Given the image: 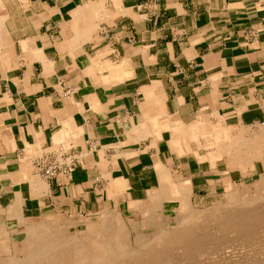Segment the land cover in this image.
I'll use <instances>...</instances> for the list:
<instances>
[{
    "label": "crops",
    "instance_id": "obj_1",
    "mask_svg": "<svg viewBox=\"0 0 264 264\" xmlns=\"http://www.w3.org/2000/svg\"><path fill=\"white\" fill-rule=\"evenodd\" d=\"M219 127H264V0H0V226L157 211L184 185L192 204L264 172L215 156ZM60 146L74 173L37 176Z\"/></svg>",
    "mask_w": 264,
    "mask_h": 264
},
{
    "label": "rangeland",
    "instance_id": "obj_2",
    "mask_svg": "<svg viewBox=\"0 0 264 264\" xmlns=\"http://www.w3.org/2000/svg\"><path fill=\"white\" fill-rule=\"evenodd\" d=\"M214 133H215V140L217 143H215L214 147L211 145V150L214 148V150L217 151V153H215V156H219L220 154H224L221 151L223 149L219 150V148H222L223 146H225V144H227L231 140H233V143L240 142V140L246 141L248 143H255L260 138L263 139L264 138V127H261L259 129H256V130H253V129L251 130L250 128H243V129L231 128V129H228V128L219 127L217 129H215ZM230 136H231V138H229ZM252 138H254L255 140H253ZM233 153H235V148L233 149ZM261 159L264 160V157H261ZM261 159L260 158L254 159L253 163H257V162L261 163L263 165V168H264V162ZM231 162H232V168L233 169L240 167V166H238V163L236 161H231ZM249 170H250V168H249ZM243 174L249 175L250 172H244ZM238 178H235V183H233V184L228 182L231 186V189L229 190L230 192L232 191L231 193L229 191H226L227 190L226 188L229 187L228 183H226L225 186L222 183H220V184L217 183V185L215 184V186H216L215 188H213V186L211 185V198L209 200H206V201L193 202L192 206H193V210L195 212L193 211V212H190L189 214L187 213V211L184 214H182L181 210H180L179 203L173 202L172 204L168 203L164 209L160 208L157 211H154L155 209H153V211H152L153 206L145 204L143 206L144 212H140V214H136V212H135L134 215L128 214L124 210H122V211H105V212H101L95 216L84 217V218L70 219V218H64V217H55V218L45 217V218H40V219L34 220V221H32V223L44 222L46 220V221L52 222L54 224H57L59 227H62V228H65V227L67 228L69 225V231L74 236L77 233L78 234L79 233H85L90 226H94V227L95 226H98V227L104 226L103 223H105V220L108 217H111L110 219L112 221H114L116 228H122L123 229V233L127 237V244L129 246V249H132L131 252H133L135 254L133 256H132V254H130L129 256H126V258L124 257L123 258L124 260L119 261V263H117V264H127L129 261H130L129 262L130 264H135L136 262H137V264H145L142 262H144L145 260L148 259V256H147L148 252L147 251L149 250V248L151 250L158 251L157 253H159V254L164 252L160 256V258H158V259H162L163 264L165 263V260H166L165 264H170L173 261H174V263H172V264H264V238H263L264 235H262L264 232V225L260 226V228H259L260 230H258V233H259L258 235L261 237L257 236V238H256L257 240L254 241L255 243L253 241H250L249 243L248 242L247 243H240L239 242L240 240L237 238V236H234L235 233L233 234L232 232H228L227 230H226V232L219 230L221 228L218 226V222H219L218 220L223 219L224 216L227 213L229 214V211L231 212L232 209H238L236 207H251L252 208L256 205L263 204L261 202H264V199H263L264 198V189H263V187H261V182H260L261 178H264V172H261L260 174L254 173V175H252V176L249 175V177L245 178L244 180H242L240 178V176ZM260 198L263 200L262 201L259 200ZM257 200H259L260 202ZM240 201L244 202L242 204V206H239V205H241ZM246 202H248V203L246 204ZM216 210H217V212H216ZM109 212L111 213V215ZM146 212H151V213H146ZM196 213H198V214H196ZM101 215H102V217H101ZM151 218H152V222L149 223ZM206 218H207V220H206ZM154 220L157 222L156 224H155ZM64 224H66V225H64ZM116 224H118V225H116ZM186 229H194V230H192V232H194V234L196 232V235H197V233H199L198 235H201L200 238L202 239V243L200 244V247L199 246H197V248L194 247L196 245L194 243L191 244L192 240L189 242L185 241V239H184L185 235H189V233H190L189 231H188L189 233L188 232L186 233ZM26 230H27V228L21 232L19 231L18 233H16V232H12L10 229L5 228L4 226H0V260H4L3 258L7 259L10 256V254H14V252H16V251H17L19 256H21L23 254L24 248H25L24 247L25 246V244H24L25 238L27 237V231ZM176 232H177V234L174 235V233H176ZM222 232H224V233H222ZM138 233H139V235H138ZM225 233H227L228 235ZM133 234H134V236H133ZM232 234H233V236H232ZM211 236L214 238H211ZM146 237H147V239H146ZM225 237L228 239H226ZM224 238L226 241L224 240ZM138 239L140 241H138ZM210 239L213 242H217V243H219L218 241L221 240L220 243L222 245L225 244V246H223V248H222V251L216 252L215 251L216 249H214V247H212L213 242L211 243V246H210V242H211ZM149 240H151L150 241L151 243L148 242ZM156 240H157V242H156ZM233 240H235V241H233ZM7 241H8V243H7ZM168 241L171 244H169ZM208 241H210V242L208 243ZM205 242H206V244H209L210 247L208 245L204 244ZM222 242H225V243H222ZM160 243H161V245H160ZM157 245H159L160 247ZM207 246L210 249L207 248ZM198 247L200 248V250ZM207 249H209V251ZM151 250H149V251H151ZM174 250L176 252H174ZM212 250L214 251V253L212 252ZM184 251H185V253H184ZM186 251H187V253H186ZM206 251H207V253H206ZM208 252H210L212 254V256L210 255V253L208 255ZM189 256H190V258H189ZM204 256H205V258H204ZM23 257L24 256H21L20 258H22L21 260L24 263ZM175 261H178V263L177 262L175 263ZM54 262L55 261H52L53 264H57L56 262L55 263ZM32 264H38V263H32ZM39 264H41V263H39Z\"/></svg>",
    "mask_w": 264,
    "mask_h": 264
},
{
    "label": "bare ground",
    "instance_id": "obj_3",
    "mask_svg": "<svg viewBox=\"0 0 264 264\" xmlns=\"http://www.w3.org/2000/svg\"><path fill=\"white\" fill-rule=\"evenodd\" d=\"M229 138H231V136ZM254 138H252V139L255 140ZM234 148H235V153H233V149ZM222 152H225V153L229 154L232 157V160L233 161H236L238 163V165H240L241 168H245L246 166L247 167H250V166L253 165V160L254 159H256V158H260L261 159V157H264V138L263 139L260 138L255 143H248V142L242 141V140H240V142L233 143V140H231L230 142H228L226 144V146L223 148ZM262 161L264 162V160H262ZM242 173H244V172H242ZM186 180H189V179L187 178ZM260 182H261V187H263V189H264V178H261V181ZM226 189H227L226 191H229L231 189L230 184H229V187H227ZM189 193H191L190 192V187L188 185H184V186L181 187V190H178V188H177V190H175V192L172 194L173 195V198H171V200H178L180 202V210H181V213L182 214H184L186 211H187L188 214L190 212H193L194 211L193 210V206H192L193 203L191 204V202H190ZM159 197H160V194H159ZM263 199L260 198L259 200L262 201ZM259 200H257V201H259ZM157 202H158V200H157ZM243 203H244L243 201L242 202L240 201V204L241 205H239V206H242ZM247 203L248 202H246V204ZM261 203H263V204L256 205V206H254L252 208L251 207H236L238 209H232V210L229 208L231 210V212L229 211V214L227 213L224 216L223 219H219L218 220L219 221L218 222V226L221 228L219 230L224 231V232H226V230H227L228 232H232L233 234L235 233L234 236H237V238L240 240L239 241L240 243H247V242L249 243L250 241H253L254 242L255 240H257L256 239L257 236H259L258 235L259 234L258 233V230H260L259 229L260 226H263L264 225V202H261ZM12 207H14V205H12ZM153 209H155L154 206L152 208V211H153ZM216 212H217V210H216ZM146 213H151V212H146ZM196 214H198V213H196ZM20 215H19V217H20ZM110 215H111V213H110ZM101 217H102V215H101ZM108 218L105 220V223H103L104 226H99V227L98 226H95V227L94 226H90L85 233H79V234L77 233L74 236L69 231V225H68L67 228L66 227L65 228H62V227H59L57 224H54V223L49 222V221H46V220L44 222H35V223H32L31 222L26 227L27 228V230H26L27 231V237L25 238V243H24L25 244V246H24L25 248H24V252L21 255V256H24L23 257L24 258V263L21 260L22 258H20L21 256H19L18 253H17V251H16V252H14V254H10V256L7 259L3 258L4 260H0V264H32V263H38V264L39 263H41V264H50L51 263V264H53L52 261H55L57 264H117V263H119V261H123L124 260L123 259L124 257L126 258V256H129L130 254H132V256L135 255V254L133 252H131L132 249H129V246L127 244V237L123 233V229L122 228H116V226L114 224V221H112L110 219L111 217H108ZM206 220H207V218H206ZM150 222H152V218L150 219L149 223ZM156 223L157 222L155 221V224ZM64 225H66V224H64ZM116 225H118V224H116ZM4 226H6V225H4ZM192 230H194V229H186V233L188 231L190 233L188 232L189 235H185L184 234L185 235V238L184 239H185L186 242L187 241L189 242V241L192 240L191 241L192 242L191 244L194 243L196 245L194 247H196V248H197V246L200 247V244L202 243V239L200 238L201 235H198L199 233H197V235H198L197 236L196 235V232L194 234V232H192ZM224 232H222V233H224ZM176 234H177V232L174 233V235H176ZM225 234H227V233H225ZM233 234H232V236H233ZM138 235H139V233H138ZM262 235H264V232H263ZM133 236H134V234H133ZM259 237H261V236H259ZM211 238H214V237L211 236ZM225 238H224V240H225ZM146 239H147V237H146ZM226 239H228V238H226ZM138 241H140V240L138 239ZM150 241L151 240H149L148 242H150ZM220 241H218L219 243H217V242H213L211 240V242L208 241V243L210 242V246H211V243L213 242L212 247H214V249H216L215 251L218 252V251H222L223 246H225V244L222 245L220 243ZM233 241H235V240H233ZM156 242H157V240H156ZM7 243H8V241H7ZM222 243H225V242H222ZM169 244H171V243L169 242ZM204 244H206V242ZM160 245H161V243H160ZM206 245L209 246V244H206ZM157 246H159V245H157ZM208 246H207V248L210 247V246L209 247ZM209 249H207V250L209 251ZM149 250H151V249L149 248ZM149 250L147 251L148 252V254H147L148 259L145 260L144 262H142V261L141 262L142 263H145V264H163L162 259H158V258H160V256L164 252H162V253L159 254V253H157L158 251H154V250L149 251ZM199 250H200V248H199ZM213 250H212V252L214 253ZM174 252H176V251L174 250ZM184 253H185V251H184ZM186 253H187V251H186ZM206 253H207V251H206ZM209 253L210 252H208V255H209ZM210 255L212 256L211 253H210ZM189 258H190V256H189ZM204 258H205V256H204ZM176 262L178 263V261H175V263ZM165 263H166V260H165ZM172 263H174V261ZM172 263H170V264H172ZM135 264H137V262Z\"/></svg>",
    "mask_w": 264,
    "mask_h": 264
},
{
    "label": "built area",
    "instance_id": "obj_4",
    "mask_svg": "<svg viewBox=\"0 0 264 264\" xmlns=\"http://www.w3.org/2000/svg\"><path fill=\"white\" fill-rule=\"evenodd\" d=\"M79 162L80 157L73 150L60 146L35 159L33 167L37 176L49 180L61 174L71 175Z\"/></svg>",
    "mask_w": 264,
    "mask_h": 264
}]
</instances>
